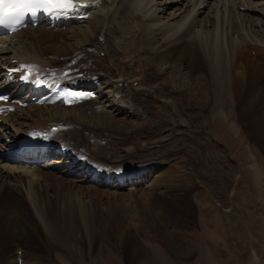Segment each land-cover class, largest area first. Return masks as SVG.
<instances>
[{
	"label": "bare ground",
	"instance_id": "1",
	"mask_svg": "<svg viewBox=\"0 0 264 264\" xmlns=\"http://www.w3.org/2000/svg\"><path fill=\"white\" fill-rule=\"evenodd\" d=\"M72 4L66 11L59 10L64 14H51L52 18L48 15L36 28L28 26L16 34L0 38V79L6 78L3 87L13 82L16 85L12 88L13 98L9 104H3L5 100L0 102L1 264H53L52 258H57L60 264L80 261L86 246H92L91 239L102 229L99 218L103 210L113 215V210L122 212L124 208L116 205L117 196L114 202L102 203L97 188L84 189L52 172L58 171L62 165L76 162L71 172H67L72 176L86 173L91 179H101V182L112 183V186V179L116 178L115 172H105L106 168L97 159H90V162L77 156L78 153L71 150L73 148L65 139L66 132L64 137L61 122L72 118L77 124L92 126L90 119L79 115L76 108L65 110L61 115L54 112L57 107L42 106L44 101L56 102L57 94L54 92L60 91L61 87L66 91L73 90L75 96L67 97L72 107L79 97L94 101L100 107L93 109L96 115H102L107 109L119 114L132 110L119 90L123 76L118 73L120 76H116L113 72L116 62L112 52L115 51L109 43L114 40L112 35L110 38L114 30L121 33L128 31V27H135L134 35L127 32L130 39L136 34L141 39H132L133 51L140 52L135 62L138 64L140 60L146 68L156 69L154 80L159 79L162 83V87L158 83L152 90H165L183 99L188 97L190 103L194 97L206 98L212 93L226 96L242 117L246 114L251 116L249 122L254 124L253 137L264 150V0H72ZM53 25L62 30L55 34L51 30ZM55 35L62 39L59 40L61 42L45 45V40ZM125 44L123 41L119 48ZM103 52L108 53L109 62L100 57ZM48 53H53L55 58L64 57L65 66L87 70L92 76L89 78L88 75L86 79L79 76L82 82L65 88L63 82L49 86L51 78L56 82V60L48 58ZM132 53L125 54V58H131ZM84 57L89 62L93 60V64L88 65ZM94 65L97 68H93ZM183 67L187 74L199 68L205 71V75L199 74L198 78L183 75ZM102 78L106 85L93 83ZM151 80L144 77L136 79L144 85L135 88L134 93L149 92L151 89L147 86ZM76 87L82 90L76 93ZM97 87L98 91L91 93ZM164 92L161 91L162 94ZM85 93L93 95V98L85 96ZM109 96L113 102H109L111 99L106 101ZM37 98L39 101L34 103ZM28 100L30 105L25 106ZM34 104L37 107H33ZM12 110L20 112L17 123H13ZM29 110L32 115L27 114ZM45 110L48 113L38 117ZM104 117V114L97 116L95 123L102 124L100 121L104 119H109V124L119 123L116 118ZM216 118L217 122L224 123L227 116L217 113ZM21 119L32 124H22ZM226 127L231 136L239 132L234 122ZM30 134L37 141H32ZM128 151L132 153L130 149ZM60 155L63 159L58 158ZM249 168L253 183L258 185L261 172L258 164L253 161ZM124 174L120 176L123 183L118 187L124 186L129 177H123ZM126 230V236L134 244L132 231ZM32 241L40 242L48 258L32 248ZM20 244L27 247L19 249ZM180 248L178 251L181 252ZM98 255L99 259L102 255ZM258 262V256L254 254L252 263Z\"/></svg>",
	"mask_w": 264,
	"mask_h": 264
},
{
	"label": "rangeland",
	"instance_id": "2",
	"mask_svg": "<svg viewBox=\"0 0 264 264\" xmlns=\"http://www.w3.org/2000/svg\"><path fill=\"white\" fill-rule=\"evenodd\" d=\"M128 24L129 22L127 26ZM112 26L117 28L116 25ZM134 28L128 27V31L133 34ZM60 29L53 25L51 30L58 34ZM128 31L120 33L119 30H114L110 33V38L112 35L115 40L109 43L115 51L112 52L116 62L113 72L123 76L119 90L132 107L128 113H111L112 109L102 112L104 118H116L118 124H109V119L96 124L97 116L103 115L93 112L99 105L79 97L72 107L68 96H63L66 90H61V87L56 93L59 97L55 96L56 102L52 100L42 103V106L57 107L54 112L61 115L65 110L76 108L79 115L92 121V126L77 124L72 118L61 122L64 125V137L66 132L65 139L69 147L73 148L71 150L79 154L77 156L89 161L97 159L106 168L104 171L115 172L116 178L112 179V186V183L101 182V179H91L86 173L72 176L70 169L76 162L69 166L62 165L58 171L52 172L66 181L76 182L84 189L97 188L102 203L114 202L117 196L116 205L125 208L122 212L119 209L117 212L113 210V215L102 209L103 214L99 218L102 229L91 239L92 246L88 248L86 240L84 241L86 251L80 256V261L74 260L72 264H253L254 254L259 259L257 264H264V150L253 137L254 124L249 122L251 116L246 114L242 117L239 109L231 106V100L226 96L220 97L217 93L206 98L194 97V101L190 103L188 97L183 99L180 95L164 92L165 90H152L161 81L154 80L156 69L146 68L140 60L136 64L140 52L133 51L132 39L136 37L135 40L138 41L140 37L136 34L130 39ZM59 40L62 39L58 35L51 36L45 40V45L59 44ZM123 41L126 44L119 48ZM94 43L97 41L94 40ZM130 53L132 57L128 61L125 57ZM47 57L56 60L54 79L57 81V77L62 76L65 81H59L65 83L63 88L82 82L78 77L86 79L90 74L87 70L65 66L64 57L55 58L53 53H48ZM100 57L106 62L110 61L108 53L103 52ZM83 59L88 65L94 62H89L85 57ZM93 68L97 67L94 65ZM181 70L183 75L188 72L185 67ZM203 72V69L200 71L198 68L187 76L198 78ZM204 75L205 73L202 76ZM141 77L152 78L147 86V89L152 90L150 93H134L135 88L144 85L136 81ZM0 81V87H3L6 78L3 77ZM97 82L106 85L103 78L93 83ZM50 83L51 87L57 84L52 78ZM8 84L0 91V102L6 101L3 104H9L13 98L12 90L16 85ZM98 89L99 87L91 93ZM77 90L82 89L76 87L75 92L79 93ZM161 91L166 94L163 95ZM85 96L93 98V95L87 93ZM108 99L113 102L111 96L106 101ZM38 101L37 98L34 103ZM205 102L207 104L204 105ZM13 103L17 104V101ZM24 105H30V101ZM33 107L37 105L34 104ZM12 111L13 123L19 122L20 112ZM46 113L47 110L38 117ZM217 113L227 116L224 123L217 122ZM27 114H31L30 110ZM232 122L239 128L236 136L227 132L226 126ZM20 123L32 124L24 119ZM29 136L32 141H37L32 134ZM128 149L132 153L127 152ZM58 158L63 159V156ZM253 161L261 171L258 185L253 183L250 176L249 166ZM68 171L70 172L67 173ZM123 173H126L123 177H129L124 186L118 187L123 183L120 179ZM138 174H141L140 178ZM126 228L132 231L134 244L126 236ZM32 243V248L48 258L45 249H41L43 246L40 242ZM21 247L20 244L19 249ZM99 253L102 256L98 259ZM2 260L0 253V261ZM51 262L60 264L57 258H52Z\"/></svg>",
	"mask_w": 264,
	"mask_h": 264
},
{
	"label": "snow or ice",
	"instance_id": "3",
	"mask_svg": "<svg viewBox=\"0 0 264 264\" xmlns=\"http://www.w3.org/2000/svg\"><path fill=\"white\" fill-rule=\"evenodd\" d=\"M49 2L50 0H0V25L18 24L27 13L35 15L40 5ZM67 5H71V0H66ZM44 10L49 11L48 8ZM52 14L59 15L64 13L56 11Z\"/></svg>",
	"mask_w": 264,
	"mask_h": 264
}]
</instances>
